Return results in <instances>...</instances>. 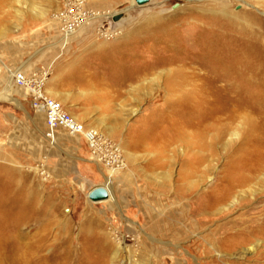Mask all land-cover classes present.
Wrapping results in <instances>:
<instances>
[{
	"label": "rangeland",
	"instance_id": "374dc122",
	"mask_svg": "<svg viewBox=\"0 0 264 264\" xmlns=\"http://www.w3.org/2000/svg\"><path fill=\"white\" fill-rule=\"evenodd\" d=\"M72 1L0 0V94L11 98L0 100V256L13 264L262 263L263 236L237 245L210 231L263 209L264 169L226 213L201 215L225 175L237 182L264 153V78L251 77L264 59V0H80L93 15L63 40L58 16ZM16 69L47 71L45 94L119 143L125 169L110 175L85 159L79 174L75 157L54 184L41 119L26 127L24 112L34 110L11 81ZM198 77L238 89L232 95L246 109L212 120L192 93ZM98 185L109 198L91 203L87 192Z\"/></svg>",
	"mask_w": 264,
	"mask_h": 264
},
{
	"label": "built area",
	"instance_id": "2783aa9c",
	"mask_svg": "<svg viewBox=\"0 0 264 264\" xmlns=\"http://www.w3.org/2000/svg\"><path fill=\"white\" fill-rule=\"evenodd\" d=\"M79 1L73 0L58 16L61 20L60 29L63 40L69 35H73L93 15L89 10L83 12ZM9 74L15 86L22 87L27 91L32 109L43 114L44 138L50 147L56 145L57 130H62L70 136L83 138L89 151L90 160L97 166L108 170L110 175L125 169L126 159L119 143L101 131L87 127L67 112L57 100L45 94L44 84L48 76L47 71L26 75L23 71L16 69L9 71ZM42 159L43 162L39 164L38 169L39 173L43 175V179H47L49 173L44 165L46 157H42Z\"/></svg>",
	"mask_w": 264,
	"mask_h": 264
},
{
	"label": "bare ground",
	"instance_id": "6f19581e",
	"mask_svg": "<svg viewBox=\"0 0 264 264\" xmlns=\"http://www.w3.org/2000/svg\"><path fill=\"white\" fill-rule=\"evenodd\" d=\"M71 36L69 35V37L64 38V40H67ZM261 51L264 52V50L262 49L259 50V52ZM252 65L257 66L259 70H256L251 75V77H257L262 80L264 78V59L259 57L252 63ZM197 80L200 81V84L196 85L193 88L192 93L195 98H198L202 101L204 107L207 106L210 108L211 113H209V116L212 118V120L219 119L223 115L233 116L234 114V116H236L235 114H239L240 112H243L246 109V106L244 105L245 99H238L236 96L232 95V93H234L238 89H235L232 86H230V88H227L225 85H223L222 87L209 88L207 84L213 81L212 79L210 80L209 78L198 77ZM212 83L214 84L215 82ZM9 86H11V84ZM8 98L11 99L10 97ZM205 101L206 103H204ZM201 130L203 134L207 131L203 128H201ZM256 160L257 167L251 170L248 174L241 176L243 178L239 179L237 182L234 183V181H230L229 177H226L225 175L224 178H222L223 182L216 184L217 189L214 192L213 200L211 201V203H209L203 208L201 216H205L207 217V219H209V217H215L220 213H226L227 209L225 208H232L229 207V204L230 202L232 203L233 199L239 200L240 198V201L243 200L242 194L245 193L247 190L250 191V187H248V184H250L253 179H255L264 169L262 166L264 160V153L258 155ZM258 209L259 208H257V210ZM187 213L182 212L184 217H187ZM256 217L259 218L256 219ZM210 234L213 238H216L218 236L219 239H224L225 243L232 244L233 242H235L237 243V245L246 243L247 240L249 241L251 239V237H256L260 235L264 237V207L259 211V213L257 211L254 216H248L247 211L242 212L240 215L235 218H232L230 221L216 226L210 231ZM237 239L238 241H236ZM253 247L254 246H251L249 247V249L253 250ZM4 250L7 249L2 246L1 243L0 255ZM25 259L24 264H30L29 260L27 258ZM6 262L8 264H13L12 260L8 259L6 255L0 256V264H4ZM252 264H264V261L262 263H258L256 261Z\"/></svg>",
	"mask_w": 264,
	"mask_h": 264
},
{
	"label": "crops",
	"instance_id": "0c3cea01",
	"mask_svg": "<svg viewBox=\"0 0 264 264\" xmlns=\"http://www.w3.org/2000/svg\"><path fill=\"white\" fill-rule=\"evenodd\" d=\"M35 118L41 119V129H43L42 139L45 142V144H43V152L48 153L49 155L47 157V159L49 160L48 167L50 173L53 176L54 179L53 182L54 184L57 183L60 185L62 181L65 180V177H67L71 172V168L73 167V161L75 157L79 158L78 161H76L78 172H79L80 163L82 164L86 162L84 161L85 159L86 160L88 159L90 161L89 151L87 149L86 143L83 138L70 136L62 130H57L56 145L54 147H50V146L48 147L47 140L44 138L45 123H44L43 114L36 111L24 112V119L25 122L27 123L26 127H30V123H32L33 119ZM86 126L88 127V125ZM28 136H31V134H29ZM82 141L85 144H82ZM49 148L50 149L57 148L56 150H58L60 154L59 155L52 154L53 153L51 151L52 149L50 150ZM79 174L81 173L79 172Z\"/></svg>",
	"mask_w": 264,
	"mask_h": 264
},
{
	"label": "water",
	"instance_id": "95a60500",
	"mask_svg": "<svg viewBox=\"0 0 264 264\" xmlns=\"http://www.w3.org/2000/svg\"><path fill=\"white\" fill-rule=\"evenodd\" d=\"M133 1L137 6H142L146 4L149 0H133ZM120 17H121V14H118V15H114L112 19L113 21H117ZM0 100L5 101V100H9V98L8 96L4 94H0ZM86 196L89 201L93 203H98V202L107 200L109 198V193L107 189L105 188V186L98 185V186L92 187L87 192Z\"/></svg>",
	"mask_w": 264,
	"mask_h": 264
}]
</instances>
